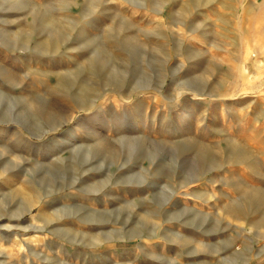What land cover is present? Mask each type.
Returning a JSON list of instances; mask_svg holds the SVG:
<instances>
[{
	"label": "rangeland",
	"instance_id": "1",
	"mask_svg": "<svg viewBox=\"0 0 264 264\" xmlns=\"http://www.w3.org/2000/svg\"><path fill=\"white\" fill-rule=\"evenodd\" d=\"M0 264H264V0H0Z\"/></svg>",
	"mask_w": 264,
	"mask_h": 264
},
{
	"label": "bare ground",
	"instance_id": "2",
	"mask_svg": "<svg viewBox=\"0 0 264 264\" xmlns=\"http://www.w3.org/2000/svg\"><path fill=\"white\" fill-rule=\"evenodd\" d=\"M19 217V216H18Z\"/></svg>",
	"mask_w": 264,
	"mask_h": 264
}]
</instances>
